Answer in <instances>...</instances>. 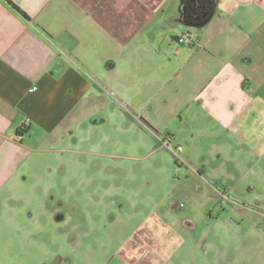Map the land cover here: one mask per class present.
<instances>
[{"label":"crops","instance_id":"0c3cea01","mask_svg":"<svg viewBox=\"0 0 264 264\" xmlns=\"http://www.w3.org/2000/svg\"><path fill=\"white\" fill-rule=\"evenodd\" d=\"M11 1L29 18L0 0V197L8 198L4 188L21 180L30 162L26 135L38 131L41 142L60 143L84 121L96 125L107 110L99 100L127 129L165 135L162 144L180 151L184 144L183 159H191L186 148L208 142L227 153L226 137L264 157V0ZM90 212L83 216L112 223L72 224L82 215L70 211L64 234L59 216L19 234L22 246L34 234L43 239L51 255L44 258L16 251L6 223L22 212L0 209V264H264L244 253L231 219L186 216L179 226L153 209L156 219L143 228L145 220L114 224L120 211Z\"/></svg>","mask_w":264,"mask_h":264},{"label":"rangeland","instance_id":"374dc122","mask_svg":"<svg viewBox=\"0 0 264 264\" xmlns=\"http://www.w3.org/2000/svg\"><path fill=\"white\" fill-rule=\"evenodd\" d=\"M103 102L99 100L97 105H105L107 110L103 108L96 116V125L86 120L60 143L41 142L38 131L25 136L32 148L30 162L20 170V176L26 178L20 177L4 188L7 199L0 197V209L22 212L6 223L8 231L14 232L13 242H18L16 251L51 258L41 249L43 239L34 241L37 234L27 238L24 246L20 235L39 231L42 225L50 224L48 219L53 222L58 216L57 229L64 234L71 223L64 217L70 211L82 215L72 224L112 223L107 217L83 216L87 211L101 214L105 210L121 212L116 225L133 226L145 220L143 228H149L157 217L150 215L155 209L163 221L174 220L179 226L186 216L197 222L206 220L208 214L220 216L216 223L231 219L239 229L238 239L248 246L244 253L264 257V157H259V151L239 138L226 137L232 147L226 150L228 154L216 153L208 142L199 151L186 148L192 153L191 159L182 162L163 146L165 135L156 137L127 129V122L110 116L111 106ZM182 148L180 156H184V144ZM201 157L203 161L198 164ZM198 170L203 174L198 175ZM31 211L33 216H27ZM45 211L52 216L44 215ZM0 226L6 227L5 222ZM62 250L67 254L71 251ZM84 252V248L79 249L78 256ZM5 258L0 250V261Z\"/></svg>","mask_w":264,"mask_h":264},{"label":"built area","instance_id":"2783aa9c","mask_svg":"<svg viewBox=\"0 0 264 264\" xmlns=\"http://www.w3.org/2000/svg\"><path fill=\"white\" fill-rule=\"evenodd\" d=\"M186 41V37L185 36H180L177 40L178 43H184ZM35 89V87L33 88ZM163 146H166L167 148H169L173 153L174 155L177 157V159L183 161L184 159L179 155V151H180V147H171L169 145V142L168 141H165L163 142Z\"/></svg>","mask_w":264,"mask_h":264},{"label":"trees","instance_id":"16d2710c","mask_svg":"<svg viewBox=\"0 0 264 264\" xmlns=\"http://www.w3.org/2000/svg\"><path fill=\"white\" fill-rule=\"evenodd\" d=\"M2 1L5 2L11 10L19 14L21 17L26 19L29 18L28 15L23 10H21L17 5H15L11 0H2Z\"/></svg>","mask_w":264,"mask_h":264}]
</instances>
